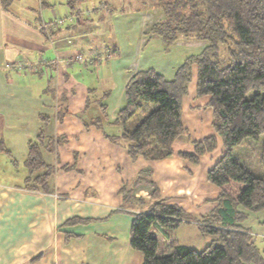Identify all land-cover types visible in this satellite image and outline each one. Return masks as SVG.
I'll list each match as a JSON object with an SVG mask.
<instances>
[{"label": "crops", "instance_id": "obj_1", "mask_svg": "<svg viewBox=\"0 0 264 264\" xmlns=\"http://www.w3.org/2000/svg\"><path fill=\"white\" fill-rule=\"evenodd\" d=\"M95 1L82 6L81 0H67L65 7H57L56 0H13L8 6L0 0V139L11 153L7 156L20 163L27 157L28 143L41 130L46 142L55 140L52 148H41L53 167L48 191L26 188L23 180H0V264H142V253L130 244L131 211L142 208L125 202L120 188L127 183L135 187L137 197H150L149 188L135 186L138 173L146 167L152 169L160 197L193 215L174 231L173 241L195 249L208 245L191 246L181 243L178 236L187 226L205 235L195 219L215 206L220 191L208 179V171L224 151L213 128L210 96L198 95L194 67L182 98L186 132L174 142L175 153L154 161L131 158L125 141L112 137L123 131L115 120L126 104L128 80L149 68L139 58L143 40L133 44L128 58L105 57L110 45L120 46L104 36L110 19L125 14L127 0ZM139 5L143 7L138 3L135 9L141 10ZM39 8L46 19L57 23L49 32L39 26ZM151 9L155 8L150 7L148 14ZM159 14L158 10L152 13L154 21ZM149 25H143L145 34ZM157 37L150 35L147 40ZM77 53L104 57L66 61ZM18 61L37 64L39 70L24 72L16 66ZM96 118L99 122L94 123ZM134 124L129 123L130 127ZM212 133L218 138L217 148L204 153L198 163L178 154L192 151L194 140ZM263 215L250 213L242 222L260 248L264 245ZM72 217L90 221L64 225ZM169 242L161 239L163 251Z\"/></svg>", "mask_w": 264, "mask_h": 264}, {"label": "trees", "instance_id": "obj_2", "mask_svg": "<svg viewBox=\"0 0 264 264\" xmlns=\"http://www.w3.org/2000/svg\"><path fill=\"white\" fill-rule=\"evenodd\" d=\"M12 1L2 0L5 6ZM142 1L160 12L147 27V34L157 35L167 44L195 39L205 45L198 54L185 58L173 78H166L154 67L135 72L125 87L126 104L115 120L122 126V134L112 138L125 141L133 159L154 161L173 155L174 142L186 132L182 98L196 67V90L198 95L210 96L213 128L224 151L208 171L209 181L220 188L216 204L195 219L201 231L213 237L211 243L195 249L173 241L174 231L193 215L160 197L152 169L146 167L138 173L135 186L149 188L150 197H137L135 187L127 183L120 188L125 202L142 208L131 211L130 244L142 253V264H264L255 236L242 225L250 213L264 214V0ZM132 121L135 124L130 127ZM216 134L194 140L192 151L178 154L198 163L204 153L217 148ZM249 138L256 141L253 144L262 168L258 173L253 163L234 152ZM54 142V138L46 142L41 130L36 140L28 143L26 188L48 191L53 167L45 161L41 148H52ZM0 152L11 155L2 139ZM88 221L72 217L64 225ZM164 238L170 240L165 251L161 244Z\"/></svg>", "mask_w": 264, "mask_h": 264}, {"label": "rangeland", "instance_id": "obj_3", "mask_svg": "<svg viewBox=\"0 0 264 264\" xmlns=\"http://www.w3.org/2000/svg\"><path fill=\"white\" fill-rule=\"evenodd\" d=\"M93 0H81V5L83 6L84 3H90ZM95 1V3H97ZM40 3V1H39ZM73 3H76L74 1ZM94 3V2H93ZM93 3L88 4L90 8L93 7ZM142 4L143 7L140 5V9H135L137 6L136 4ZM57 7H65L67 5V0H56ZM87 5V4H86ZM98 5V4H97ZM102 5V4H99ZM134 5V6H133ZM41 6V5H40ZM146 6V7H145ZM37 7L38 4H37ZM100 7V6H97ZM144 7L146 10H144ZM150 8V5L147 6V3H143L142 0H127L125 4V14H118L116 18L110 19L109 24L111 26L108 27V31L105 32V38L104 40L108 41L109 39L116 40L117 43H119V48H112L110 45V49H106L107 55L104 56L109 58L111 55H117V57L121 58H128L133 51L134 43L138 41L139 39L143 40V43L141 45L142 51L139 53V58L143 61V65H147L148 67H154L159 72L163 73L166 78H171L173 74L174 68H176L180 63H182L186 56L192 55V54H198L202 51L205 42L203 41H187L185 39L177 40L171 44H167L164 40L162 41L160 37H157L156 39L147 40L150 36V33H144V27L146 24L149 25L154 21L153 12H156L157 9H151L152 13L148 14V9ZM39 8L40 14V25H43L46 22H50L49 19H46L44 14H42V10ZM46 8H44L45 12ZM64 10V9H63ZM60 13H63L62 11ZM96 13H92L91 15H94ZM155 14V13H154ZM63 16V15H62ZM55 22H50V26L47 30L49 31L52 29V26H54ZM41 28V27H40ZM111 39V40H112ZM112 50V51H110ZM80 54V53H77ZM82 54V53H81ZM84 56H87L83 54ZM119 55V56H118ZM88 56L92 57V59L104 57L99 54H94L91 56L88 54ZM184 57V58H183ZM105 63V61L103 62ZM16 66L21 69L24 72H32L39 70V66L37 64H30L26 63L24 61H18L16 62ZM256 142L255 140L249 138L240 145L236 146L234 149V152L236 155H238L242 160H249L251 163H253L252 167L255 169L256 173L258 171H261L262 168L260 166V162L257 159V145H254ZM254 143V144H253ZM252 146H255L252 147ZM0 180H4L6 182H17L24 179L25 175L27 174V169L23 162H17V165L13 163L12 158H10L9 154L5 152H0ZM9 155V156H7ZM73 193V192H72ZM87 194H90V189L87 192ZM183 231L179 234V239L182 241L181 243L189 244L191 246H197V247H205L204 245L200 243H206L205 245L211 243V240L213 237L209 234L203 235L202 233H196L195 228L192 226L184 227ZM208 238L209 242L201 240L202 238ZM262 250H264V245L261 246ZM202 249V248H200Z\"/></svg>", "mask_w": 264, "mask_h": 264}, {"label": "built area", "instance_id": "obj_4", "mask_svg": "<svg viewBox=\"0 0 264 264\" xmlns=\"http://www.w3.org/2000/svg\"><path fill=\"white\" fill-rule=\"evenodd\" d=\"M59 21L61 22L62 19H59ZM49 26H50V22H46L43 25L41 24L40 27L45 29V30H47ZM49 31H47V32H49ZM89 60L91 61V60H94V59H92V57H90V56H84L83 54L80 53V54H75L73 57L67 59L66 61L67 62H70V61L86 62V61H89ZM56 61H58V60H56Z\"/></svg>", "mask_w": 264, "mask_h": 264}]
</instances>
